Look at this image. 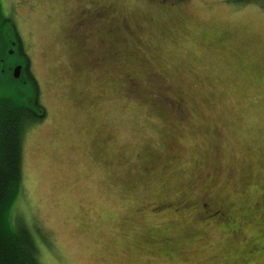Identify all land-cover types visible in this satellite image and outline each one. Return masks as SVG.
<instances>
[{"label": "rangeland", "instance_id": "obj_1", "mask_svg": "<svg viewBox=\"0 0 264 264\" xmlns=\"http://www.w3.org/2000/svg\"><path fill=\"white\" fill-rule=\"evenodd\" d=\"M0 6L45 111L9 217L40 264H264V0Z\"/></svg>", "mask_w": 264, "mask_h": 264}, {"label": "trees", "instance_id": "obj_2", "mask_svg": "<svg viewBox=\"0 0 264 264\" xmlns=\"http://www.w3.org/2000/svg\"><path fill=\"white\" fill-rule=\"evenodd\" d=\"M151 2L154 3V0ZM5 26L10 27L13 32L18 43V53L26 62L25 76L34 87V105L28 107L21 99L0 93V264H40L30 233L23 227H14L9 217L21 185V155L25 128L43 118L45 111L39 104L36 83L28 70V59L21 52L13 25L9 19L3 17L0 6V55L6 44L3 36ZM33 108L41 111V114H35Z\"/></svg>", "mask_w": 264, "mask_h": 264}, {"label": "water", "instance_id": "obj_3", "mask_svg": "<svg viewBox=\"0 0 264 264\" xmlns=\"http://www.w3.org/2000/svg\"><path fill=\"white\" fill-rule=\"evenodd\" d=\"M4 51L0 55V93L15 96L23 103L32 107L34 105V93L27 92L28 78L25 76L26 62L21 58L20 62H14L18 53V43L10 27H4ZM35 114L40 115L41 111L33 108Z\"/></svg>", "mask_w": 264, "mask_h": 264}, {"label": "flooded vegetation", "instance_id": "obj_4", "mask_svg": "<svg viewBox=\"0 0 264 264\" xmlns=\"http://www.w3.org/2000/svg\"><path fill=\"white\" fill-rule=\"evenodd\" d=\"M184 3H185V0H154V4H161L162 6L163 5H165V6H176V5H181V4H184ZM90 8H91V12L88 13L87 15H85L84 17L94 19V17L97 18L98 15L101 14V12H99V11L102 10V9H100V8L99 9L94 8V2H92V1H91ZM82 15L83 14L79 13L77 15V17L79 18V16H80L81 19L80 20L77 19L75 21V23H72V29H74L73 30V36H75V34H74L75 28L78 27V25L81 26V24L84 23V17H82ZM244 176H248V174H246ZM204 196H206V193L205 194L203 193L199 198L201 199ZM211 200L212 199L209 198L207 203H204V202H201L200 203L199 211H197L198 212V217H199L200 214H205V213H208L209 214L208 216H211V215H214V214L216 216V214L218 213V211L215 210V207H214V210L209 208L210 207L209 204H210V201ZM192 202H193V199H191L189 203L187 202V203L182 204L179 208H186L188 206V204H190ZM172 204H174V205H172ZM155 208H157L159 210V212H161L160 210H162V208L173 209V211H175V212L177 211V209H179V208L176 207V205H175L174 202L169 201L167 199L166 200H162L161 202H159L158 205H157V207H155ZM217 215H219V213ZM222 216H223V218H226L227 217L225 214H222ZM150 235H151V237L149 238V240H150L149 243L150 244L155 243V244H162V245L165 246V243H166L165 240H169L170 241V238H165V240L164 239H157V237H153L154 236L153 234H150Z\"/></svg>", "mask_w": 264, "mask_h": 264}]
</instances>
